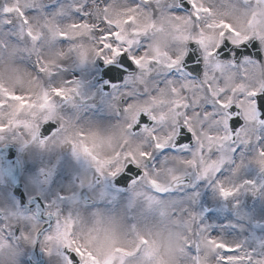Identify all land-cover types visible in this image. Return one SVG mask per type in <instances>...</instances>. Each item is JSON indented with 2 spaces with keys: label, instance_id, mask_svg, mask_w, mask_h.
Listing matches in <instances>:
<instances>
[{
  "label": "rangeland",
  "instance_id": "obj_1",
  "mask_svg": "<svg viewBox=\"0 0 264 264\" xmlns=\"http://www.w3.org/2000/svg\"><path fill=\"white\" fill-rule=\"evenodd\" d=\"M7 1L8 7L19 5L21 10L32 18H30V29L34 34H39L42 29L43 35L39 37L42 46L43 39L50 38L51 31L47 27L37 25L39 21L34 18L36 14H40L39 11H44L46 14L45 5L58 3L60 6L54 13L46 14V19H40V21H46L51 15L52 22L46 23L51 28L57 24L62 25L63 21L66 22V26L63 25L60 31L55 32L56 37H59L58 33L61 31L68 33L65 41H58L56 44V49L62 54L63 60L61 58L55 60L52 54L45 51L46 55L41 54L40 57H36L37 65L33 67L31 74H26V80L17 81L14 76L21 72V66L31 64L28 57L31 52L23 55V47H28L26 40L23 42L20 40V43L15 41L14 46H10L9 40L13 41L18 37L19 27L13 24L12 16L0 14V124L14 125L13 128L19 125L22 128L18 127L21 140L25 143L28 142L39 123L46 119H57L62 129L60 134L57 133L43 146L35 147V150H40L36 160L31 154L34 161L31 160L30 168L24 177V188L28 196L36 191L34 183L39 177L40 183L45 186L43 190L48 187V193L55 198L53 204L46 201L48 210L58 212L61 219L70 215L75 222L72 234L77 236L82 233L79 242L77 241L78 245L82 248L87 247L88 251L93 253V257L99 261L115 257L122 259L123 264H218L216 256L219 252L204 243L206 238L220 239L230 245H239L241 247L239 254L247 257L251 253V260L246 259L245 264H254V262L258 264L259 261L264 260V179L261 178L259 164L261 158L258 155L259 150L264 147V127L257 122L246 123L243 139L248 143L239 140L234 144L208 142L206 137L209 135L223 133L220 127L222 114L220 119L215 115L214 100L208 95V88L201 82L202 78L199 80L185 78L177 69L166 70L167 75L175 73L177 81L169 85L160 84L158 87L162 89L152 92L148 76L152 72L150 69L155 68L157 64L155 62L150 63L146 69H137L133 77L125 80L121 86L101 99L98 93L99 86L94 83L99 74L95 66L97 58L94 56L99 44L97 39L99 29L89 26L88 22L85 27L72 29L70 26L78 23L79 18L70 14L71 20L68 21L62 17L66 10L69 14L70 10L73 12L85 4L89 6V2L95 3L97 18L90 23L102 25L104 21H107L104 27L111 29L113 26H118L119 28V34L113 37L116 41L113 56H115L116 48L123 51L125 47H128L127 41L131 40L133 43L130 53L127 54L134 55L139 52L140 55L150 56L158 53V59L162 63L163 60L160 58L164 50L162 30L169 23L172 29H175L174 37L178 40L175 57L185 53L187 43L192 41L198 32L203 31L207 34L205 42L214 39L215 31H209L205 26L220 21L232 24L242 35H254L264 49V5L261 0H245V4L242 0H231L235 1V4L233 8L232 3L227 6L232 10L229 15L221 13V17H217L201 13V19L198 22H193L190 14L182 11L181 6L178 14L182 16L169 14L170 8L178 6L177 0H150L146 6L143 5V0ZM118 1L120 3L115 5ZM223 1L225 5L227 0ZM61 3H65V7H62ZM138 3L141 6L138 7ZM196 3L200 7H205L202 6L204 0H196ZM210 6L214 9L215 4L210 3ZM9 21L11 23H8ZM134 31L140 34L133 36ZM81 53L87 54L83 61ZM105 55L108 54L105 53ZM246 63L248 68L243 72L233 69L230 64L222 67L219 83L224 87L227 86L226 89H230L241 82L240 77L243 75L246 77L243 80L245 88L261 87L264 69L256 65L254 61ZM37 66L41 68L47 66L50 72H37ZM61 69L64 71L63 74L60 73ZM43 73L44 76H42ZM68 79L71 82H68ZM156 79L153 78V80ZM185 82L190 83L191 87L199 92L200 98L196 97V103L206 100V105H211L216 121L214 130L213 128L206 130L200 124L201 119L191 114V126L198 137V144L194 148L154 152L150 144L153 140L148 139L150 136L148 131L133 135L129 132L127 124L134 120L139 111H147L149 115H163V120H157L152 131L156 136V142L164 143L168 147L170 137L172 138L175 134L176 125L184 123V117H181L184 108L175 109L171 103L177 99H184L187 108L194 105L192 95L189 96L187 88L184 87ZM166 86L178 89L174 100L169 98L168 101L163 100L165 97L161 91ZM151 87L156 90V84ZM53 88L65 91L76 88L77 92L68 91V98L60 99L55 98L50 92ZM148 90L150 91L146 96L144 92L147 93ZM44 93L48 94L51 103L42 107ZM74 93L80 94L83 104L74 102ZM9 95L28 97L30 102L25 105L21 101L10 100L7 98ZM129 97L132 98V103L127 112L118 115L121 111L120 99L126 100ZM198 113L202 114V111ZM89 114L97 117L96 123L102 119L104 123L102 125L101 123L88 124ZM252 116L255 117L254 112ZM80 134H83L86 143L95 145L94 154L99 160L105 162V167L114 162L117 152L122 154L130 152L138 156L142 150H152V163L143 170L151 173L152 179L161 186L168 187L169 190L156 192L150 188L147 181H144L143 176L125 191H112L107 186L110 178L100 177L99 186L94 196H91L93 205L86 206L83 202L79 203L78 194L81 188L93 174H97L95 164L89 157L81 155L79 159H76L72 155V145L80 142ZM98 143L103 148L98 147ZM233 148L237 149L234 153L231 151ZM68 149L71 150L68 151ZM197 150L198 154L194 155ZM188 161L192 163L189 164ZM217 161H221L219 174L206 180H197V175H192V172L198 174L209 163ZM231 162L233 168L229 167L228 163ZM46 173H49L48 180L44 178ZM172 175L180 178L192 176L191 182L187 186L173 188ZM245 180L252 181L253 184L242 187L228 202L219 198L215 189L217 182L234 187L243 184ZM56 194L61 200L56 197ZM5 204L8 212L15 214L11 200ZM234 205L237 206L234 207ZM6 208L2 209L7 210ZM6 219H9L11 223L14 219V223H21L24 240L0 242V256L3 255L0 264H27L26 257L30 247L33 246L39 223L34 221V216L31 214L19 220L16 217L11 218L10 215L6 216ZM55 223L56 221L53 227L43 235L42 249L46 246L54 247L49 245L44 237L54 230ZM200 227H203L204 231H199ZM88 232L91 233L87 234ZM141 238L147 243L142 244ZM88 242L92 248H89ZM189 244L193 246L191 253L187 248ZM118 248L132 255L122 256L121 253H116L115 250ZM45 260V264H66L61 256L50 258L45 255Z\"/></svg>",
  "mask_w": 264,
  "mask_h": 264
},
{
  "label": "snow or ice",
  "instance_id": "obj_2",
  "mask_svg": "<svg viewBox=\"0 0 264 264\" xmlns=\"http://www.w3.org/2000/svg\"><path fill=\"white\" fill-rule=\"evenodd\" d=\"M150 0H143V5H148ZM264 3V0H261ZM183 3V0H180L178 6L175 8H170L168 10L169 14L172 16H182L179 13L180 6ZM60 5L58 3H50L45 5L46 14L54 13ZM106 6V5H105ZM137 6H141L139 3ZM185 9L190 7V19L193 22H198L201 19V13H211V9L204 8L198 6L196 0H187L186 4H183ZM5 14L16 13L24 25L29 24V20L27 19L26 12L22 11L18 7H6L3 9ZM187 14V15H189ZM79 16L78 23L72 24L70 27L72 29H80L85 27V21L90 19L88 13V5L85 4L79 8V10H73L72 16ZM130 22V21H129ZM8 23H11L10 21ZM107 21H104L102 25H98L97 28L98 36L97 39L99 41L98 47L94 52V56L104 62V64H112L116 61L117 58H120L121 63L129 62L131 65H135L136 69H146L147 66L155 62L157 64L161 63V60L158 59L159 54L154 53L153 55H140L138 52L134 55H128L125 59L124 54L130 53V48L132 46L133 41H127L128 47H125L123 51H120L119 48L115 49V56L112 55L114 46L116 41L113 37L119 34L118 26H113L111 29L104 27L107 24ZM206 29L209 31H215L216 36L214 39L205 42V36L207 35L205 32H198L197 35L193 38L192 43L189 45L195 46V51L199 55V61L197 66L194 69L189 70V73H185L182 65L185 63V57L188 56V59H192L191 56L188 55V51L183 55L176 56L174 58H169L165 56L163 60V67L167 70L177 69L180 74L187 78L190 77L191 73H195V76L199 79L202 78V83L208 88V95H210L214 100V109L215 115L218 119H220L222 114V123L220 127L223 129L222 134L209 135L206 137L208 142L215 141L217 144L230 143L235 136L239 141L243 143H248L247 140L243 139V132L245 124L248 122H258L260 126L264 127V117L258 115L259 112H264V86L259 88H251L247 89L243 86V80L246 78L245 76L240 77V83L235 84L230 89H226L222 84L219 83L220 78V69L224 66L231 65L233 69H238L240 71H245L248 68V64L246 62L253 61L252 55L255 54V64L259 65L262 69H264V49L261 48V44L259 40L254 35L241 34L237 28H235L232 24L227 23L226 21H220L219 23H209L206 26ZM133 36L139 35V32H133ZM25 35L30 40H38L39 35L34 34L31 29H27ZM60 40L65 41L68 38L67 32H59L58 33ZM250 45V48L248 47ZM244 47V52H240L239 49ZM107 53L108 55H105ZM87 54L81 53V60L86 59ZM243 57L242 61H239L236 58ZM43 63V61H42ZM202 65V67H201ZM37 72L49 71L50 69L45 66L41 68L39 66L36 67ZM119 72H114L113 78H120ZM128 78H126V81ZM185 88H188L189 85L185 84ZM68 91L77 92L76 88H71L65 91L64 89H52V94L63 99L68 98ZM173 95L178 94V89L173 87L171 89ZM13 101H21L23 104L27 105L30 102V98L21 97L18 95H9L7 97ZM43 104L42 107L51 103L49 96L47 93L43 94L42 97ZM132 103V98L129 97L126 100H123L121 104V111L118 115L127 112L129 105ZM173 107L175 109L187 108V103L184 99H177L173 102ZM255 112V117L252 116V113ZM183 115V113H182ZM195 115L201 120H208L213 115L214 112L205 111L201 116L200 113H195ZM163 115L152 114L149 115L147 111L140 113L135 117L134 120L130 121L127 124V128L133 133L148 131V134L152 136L153 143L151 145L154 152H162L167 147L164 143L156 142V136L153 134L152 127L148 126V123L155 124L157 120H163ZM192 117L189 115L184 116L183 126L178 128L175 132V135L172 137L174 146L177 143H181L182 141L177 140V136L182 134L185 130L191 135V138L194 139L196 137V132L194 128L191 126ZM48 120L44 121L47 123ZM8 130V125L0 124V133H3ZM62 131L59 126L58 134ZM80 142L73 143V151L72 155L79 159L81 155L89 157L95 164L96 173L104 178H113L120 172L124 171L125 168L129 171L132 170V166H135L139 169H146V162L152 159L153 151L152 150H142L139 152L138 156L133 153L122 154L121 152L115 153L114 162L111 165L105 167V162L99 160V158L94 154L95 145L91 143L85 142V137L83 134L79 136ZM71 142V141H70ZM44 141L41 140V146L44 145ZM209 150H211L209 148ZM237 149L233 148L231 151L234 153ZM198 154L194 153V155ZM260 164V171L264 172V147H262L258 152ZM220 162L217 161L215 163H209L206 167L203 168L201 172H199L196 176L197 180H206L210 179L215 175L216 172L220 170ZM187 163L191 164L192 161H188ZM144 181H147V184L151 189H154L156 192H165L168 191L169 188L165 186H161L155 179L151 178V173L148 171H144L143 173ZM180 180V177L176 175L171 176V181L176 183ZM253 182L249 180H245L243 184L237 185L234 187L224 186L220 182L215 184V189L220 199L228 200L234 197L242 187L248 185H252ZM103 195V194H102ZM198 195V194H194ZM237 205H234L236 207ZM49 216L56 217L55 228L52 232L48 233L44 240L48 242L51 246H46L43 248L44 254L48 257H59L64 250H67L66 254L69 255V259L71 264H77V258H79V264H123L122 259H116L115 257H109L104 259L103 261H99L95 257H93V253L88 251L87 248H82L81 246L75 244L72 241V229L75 228V222L72 220L71 216L65 217L61 219V215L56 211H50ZM199 231H204L203 227H200ZM21 229L20 227L14 228L12 235L20 236ZM36 240L33 241V244ZM142 244L147 243V241L141 238L140 241ZM208 246H210L214 251H218L219 255L216 256V260L218 264H245V260H251V253L248 254L247 257L239 254L241 247L239 245H230L229 243H225L220 239L206 238L204 240ZM188 251L191 253L193 246L189 244L187 246ZM116 253H121L122 256H130L132 253L124 252L122 249H116ZM196 252V249H195ZM74 253V255H71ZM195 256V254H192ZM255 264V262H254ZM258 264H264V260L259 261Z\"/></svg>",
  "mask_w": 264,
  "mask_h": 264
},
{
  "label": "bare ground",
  "instance_id": "obj_3",
  "mask_svg": "<svg viewBox=\"0 0 264 264\" xmlns=\"http://www.w3.org/2000/svg\"><path fill=\"white\" fill-rule=\"evenodd\" d=\"M243 1V3H244V1L245 0H242ZM224 1L223 0H204V5L202 4V6H205L204 8H209V9H211V13H210V16L211 15H216L217 17H221V13L222 14H224V15H229L231 12H232V10L231 9H229L227 6L229 5V4H231L232 5V8H233V5L235 4V1L234 2H232L231 0H227L226 2H225V5H224V3H223ZM7 3H8V1L6 0V1H4V3L3 4H1L0 3V14H5L4 12H3V7L4 8H6V7H8L7 6ZM120 3V1H118L115 5H118ZM210 3H214L215 4V7H214V9H212V7L210 6ZM221 3V4H220ZM245 4V3H244ZM207 5V6H206ZM61 6L62 7H65V3H61ZM75 10H78V9H75ZM96 10H97V5L95 4V3H91V2H89V6H88V13H89V17H90V19H87L86 21H85V24H87V22H88V25L89 26H91V27H97L98 25H96L95 23H90L91 22V20L92 21H95L96 20ZM40 12V14L38 13V14H36L35 15V18H34V20L36 19L37 21H39V23H36L37 25H39V26H41V27H47V28H49L50 29V31H51V35H50V38H44L43 39V46L42 45H36V42H37V40H35V41H33V40H30L26 35H25V32L27 31V29H30V16H27V19L29 20V24L28 25H24L23 24V26H22V28L19 30V32H18V37H16V39L15 40H9V43H10V46L12 47V46H14V42L15 41H17V42H19L20 43V40L23 42L24 40H26L25 42H28L27 44H28V47H23V55L25 54V55H27L28 53H30L31 52V55L30 56H28L29 58H30V62H31V64L29 63V64H26L27 66H25V65H22L21 66V72H18V74H16V76H14V79L15 80H17V81H22L23 80V82H24V80H26V74H31V72H32V70H33V67H35V66H33L34 65V55H37V54H39V55H41V54H43V55H46L45 53H50V54H52L51 56L53 57V59H62L63 60V57H62V54L60 53V52H58V50L56 49L57 47H56V44L58 43V41H61L60 40V38L59 37H56V34H55V32H57V31H60L61 30V28H63L62 26L63 25H65L66 26V22L65 21H63V24L61 25V24H57L54 28H51V27H49L48 25H46V23H47V21H51L52 22V19H53V16L52 17H50L51 15H49V18L46 20V21H40V19H46V17H47V15L45 14V12L44 11H39ZM72 11L70 10V12H69V14L67 13V10L66 11H64V13H63V15H62V17L63 18H66L68 21H69V19H70V16L72 15V13H71ZM66 13V14H65ZM71 14V15H70ZM10 16H12V20H13V24H19L20 22H21V20L19 19V17H18V15L16 14V13H12V14H9ZM74 17H77V18H79V16H76V15H74ZM32 19V18H31ZM71 20V19H70ZM49 22H48V24H49ZM13 24H12V26H13ZM42 24V25H41ZM93 24V25H92ZM192 24V28L194 27V23L192 22L191 23ZM200 26H201V23H200ZM14 27V26H13ZM17 27H18V25H17ZM201 29V28H200ZM201 31V30H200ZM162 36L164 37V42L162 43L163 44V52L160 54V58L162 59V60H164L165 59V56H167V57H169V58H174L175 57V55L177 54V46H178V40L174 37V35H175V29H172V25H171V23H169V24H167V26L164 28V30H162ZM39 37H42V29L39 31ZM62 42V41H61ZM61 44V43H60ZM21 45V44H20ZM19 45V46H20ZM59 45V44H58ZM62 45H63V43H62ZM8 49V48H7ZM21 49V48H20ZM165 50H166V52H165ZM45 51H47V52H45ZM58 61V60H57ZM152 72H151V75L149 76V81H150V83H149V81H148V83L150 84V90L153 92H156V91H160L162 88H159L158 87V85L160 86V84H171L172 82H174V81H177V79H176V74L175 73H173V74H170V75H167V74H165L166 73V70L167 69H165L164 67H163V63H160V64H156V66H155V68H151L150 69ZM63 69H61L60 70V73H62L63 74ZM42 76H44V73H43V75ZM161 76H164V77H161ZM153 78H157L156 80H153ZM160 78V79H159ZM165 80V81H164ZM68 81H70L69 79H68ZM152 82V83H151ZM156 84V90H154V89H152V87H151V85L152 86H155V84ZM186 84H188L189 85V87L187 88V94L190 96V95H192V99H193V101H194V105L192 106V107H188V108H186V109H184V114L185 115H189V116H191V114H195V113H198V111H202V114L201 115H203V113L205 112V111H211L212 110V108H211V105H206V100H204V102H201V100L200 101H198L197 103H196V97L197 98H200L199 97V92H197L196 91V89L195 88H192L191 87V85H190V83H188V82H185ZM171 87L172 86H166L162 91H161V94H163L164 95V101H168L169 99L171 100V99H173L174 100V98L176 97V95H173V93H172V91H171ZM225 87H227V86H225ZM150 90H148V92L146 93V92H144V93H146V96L149 94V91ZM182 90V89H181ZM151 92V93H152ZM182 92H183V90H182ZM171 97V98H170ZM169 98V99H168ZM74 102L75 103H77V104H83L82 102H83V98L81 99V101L79 102V99L78 98H74ZM172 105H173V102L171 103ZM107 107V106H106ZM105 107V108H106ZM104 108V109H105ZM93 114H94V111L92 112ZM102 114V113H101ZM87 117H89L88 118V124H93V125H99L100 123H101V125L104 123V119H102V120H100V121H97L98 123H96L95 121L97 120V117L95 118L94 117V115H92V114H89V116H87ZM196 122H198V121H196ZM215 120H214V115L210 118V119H208V120H206V121H204V120H201L200 121V124H202V126L203 127H205V129L206 130H208V129H212L213 128V130H214V124H215ZM210 133V132H209ZM209 133H208V135H209ZM231 168H233V167H231ZM232 198H230V199H228V200H226L227 202L228 201H230Z\"/></svg>",
  "mask_w": 264,
  "mask_h": 264
},
{
  "label": "flooded vegetation",
  "instance_id": "obj_4",
  "mask_svg": "<svg viewBox=\"0 0 264 264\" xmlns=\"http://www.w3.org/2000/svg\"><path fill=\"white\" fill-rule=\"evenodd\" d=\"M13 127L14 125H8L9 129L6 131V134L0 137V145L12 144L15 147L16 158L18 161L19 180L22 182V184H24V177L26 173L28 172V169L30 168L31 160L34 161L33 159L36 160L39 157L38 151L40 152V150H35V147L39 146L40 143L38 142L36 138L37 131L35 132L33 131L31 138L28 144L26 145L25 142L21 140L19 130L14 129ZM70 150L71 149H68V151ZM31 154L33 155V159L31 158ZM15 170H16V166L13 165V166H10V168L6 167L2 173V169L0 167V209L6 208L7 206L5 203H8V195H10V193L12 192V186H13L11 174ZM44 178L45 180L46 179L48 180L49 173L45 174ZM40 182H41L40 178L37 177L34 183L36 191H34L33 194L40 195L44 199L45 202L48 201L49 203L53 204L55 202L54 200L55 198L48 193L49 192L48 187L47 189L43 190L45 186L44 184L42 185ZM99 182H100V176L98 174H93V176L81 188V191L79 192L78 195H79L80 201L85 202V205H86L85 199H88V197L91 198V196H94L95 190L99 186ZM12 200H13V208H14L13 212H15V214L13 215L10 214V212H8V209L6 208L7 210H5V213H6L5 216L10 215L11 218L16 217L17 220H19L24 217V212L21 208L18 207L17 200L14 197L12 198ZM3 216L4 215H0V242L4 243V242H9L11 238L15 239L17 236L3 235L2 228L10 227L14 229L16 227H19L21 223L17 226L16 225L11 226V223H10L11 221L6 218L3 219ZM13 221H15V219ZM13 229L10 232L11 234L14 231Z\"/></svg>",
  "mask_w": 264,
  "mask_h": 264
},
{
  "label": "water",
  "instance_id": "obj_5",
  "mask_svg": "<svg viewBox=\"0 0 264 264\" xmlns=\"http://www.w3.org/2000/svg\"><path fill=\"white\" fill-rule=\"evenodd\" d=\"M180 2V0H179ZM184 2L181 4L183 6ZM250 48V45L248 46ZM240 52H244V47L242 46L240 49H239ZM189 56L192 57V59H188V56L186 57L185 59V63L182 65V67L184 69H186L188 72L189 70L191 69H194L196 66H197V63L199 61V57H198V54L196 53L195 51V46L194 45H190V52L188 53ZM243 57H239V58H236L238 60V62L242 59ZM252 59H255V54L253 53L252 55ZM202 67V65H201ZM100 69L102 71V75H101V78L102 79H106L108 78L109 80V85L106 86V88H108V86H111V85H115V84H118L122 81L123 79V76L124 74H133L135 72V69L133 66H131L130 64H128L127 62L125 63H121V62H117V63H112V64H109V65H100ZM114 72H119L121 75H120V78L119 79H114L113 78V74ZM195 75V73H193ZM101 79H99L100 81ZM142 113V112H140ZM139 113V114H140ZM261 113V112H260ZM138 114V115H139ZM148 126H152L151 122L148 123ZM56 129V127L54 126V124H45L43 125V128L41 129V133L40 134H43L44 137H48L52 132H54ZM140 176V170L139 169H136L134 166H132V170L129 171L127 169V167L125 168V170L119 175L117 176L114 180H113V186L115 187H118V188H126L128 183L131 182L132 180H136L138 179ZM184 181H181L179 183H183ZM178 184V183H176ZM20 190V188H19ZM18 189L15 190V194L17 196H19L21 198V200L23 201L24 200V196L22 195L21 191H19ZM28 210V209H26ZM39 214H38V217L42 220L45 219L43 213H44V207L43 206H40V209H39ZM52 218L49 217V221L51 222ZM50 223L46 224L43 229H41V231L38 233L37 235V240H39V237L40 235L42 234V232H44V230H46L48 227H49ZM68 258H69V255H68ZM70 261V259H69ZM71 262V261H70ZM43 261L41 260L39 264H42Z\"/></svg>",
  "mask_w": 264,
  "mask_h": 264
}]
</instances>
